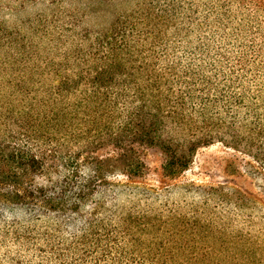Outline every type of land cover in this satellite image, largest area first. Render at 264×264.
I'll list each match as a JSON object with an SVG mask.
<instances>
[{"label":"trees","instance_id":"trees-1","mask_svg":"<svg viewBox=\"0 0 264 264\" xmlns=\"http://www.w3.org/2000/svg\"><path fill=\"white\" fill-rule=\"evenodd\" d=\"M82 1L90 2L52 4ZM141 6L98 34L75 35L73 17L54 24L59 38L75 39L64 61L45 60L38 79L25 69L7 82L11 90L1 86L0 220L79 214L95 183L142 175L143 147L160 150L169 177L215 143L264 161V0ZM135 222L88 223L82 242L96 247L90 264H264V244L235 236H214L201 252L137 254L124 241ZM200 230L195 225L186 242L195 246Z\"/></svg>","mask_w":264,"mask_h":264},{"label":"rangeland","instance_id":"rangeland-1","mask_svg":"<svg viewBox=\"0 0 264 264\" xmlns=\"http://www.w3.org/2000/svg\"><path fill=\"white\" fill-rule=\"evenodd\" d=\"M53 1L0 0V89L5 85L11 90L7 82L26 76L33 68L36 74L30 77L38 79L42 70L38 66L45 60L64 61L75 39L73 35L68 38L69 32L59 38L54 24L60 27L73 17L75 35L98 34L121 16L134 15L142 3L89 0V4H65L62 9ZM139 153L145 166L142 175L133 179L113 175L102 184L95 183L94 196L79 214L30 221L1 219L0 264H90L96 247L82 242L87 224L100 227L97 224L103 222L118 229L124 218L136 221L124 241L131 242L137 254L210 250L217 235L264 244V161L215 143L197 149L188 168L169 177L163 173L164 156L158 148L143 147ZM81 177L88 180L89 173ZM196 222L201 235L195 236L193 246L186 240L193 236ZM23 230L29 231L24 237L16 233ZM114 233V237L123 235V231ZM81 253L88 254L84 261L78 257Z\"/></svg>","mask_w":264,"mask_h":264}]
</instances>
